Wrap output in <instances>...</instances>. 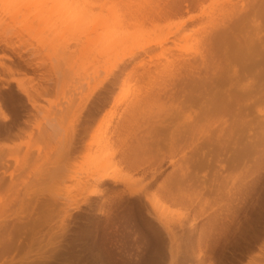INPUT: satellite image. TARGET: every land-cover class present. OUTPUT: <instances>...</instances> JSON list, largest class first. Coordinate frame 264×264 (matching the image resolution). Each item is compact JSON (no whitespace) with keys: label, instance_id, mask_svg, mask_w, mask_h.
Returning <instances> with one entry per match:
<instances>
[{"label":"rangeland","instance_id":"obj_1","mask_svg":"<svg viewBox=\"0 0 264 264\" xmlns=\"http://www.w3.org/2000/svg\"><path fill=\"white\" fill-rule=\"evenodd\" d=\"M225 1L231 4L233 0H204L193 12L178 16L172 12L163 17L162 13L180 0H0V107L9 119L0 120V264H169L171 244L154 218L153 202L173 223V233L181 244L176 264H200L195 258L198 236L214 215L221 213L220 219L226 216L225 208L232 201L225 194L237 200L236 215L225 235L212 248L204 249L201 264H264V258H258L264 246V52L258 57H243L236 65V75L231 70L223 73L220 68L230 98L211 114L203 115L193 106L182 109L174 118L175 103L183 96L172 87L163 88L182 74L184 59L205 51L204 40L211 33L205 21L208 11L211 14ZM234 1L241 5L245 0ZM86 11L91 17L88 23L107 24L105 34L113 39L123 35V47L168 36L170 39L145 52L133 50L134 56L111 71L88 100L90 90L105 77L108 66H102L105 58L96 60L99 50L94 51L97 54L91 50L92 46L100 48L96 45L104 31H97L102 35L98 34L101 38L97 35L96 41L97 32L90 29L85 37L81 31L78 18ZM189 15L197 17L186 24ZM108 30L117 33L111 35ZM247 34L251 39L258 35L264 46V12L250 20ZM15 79H21L35 97L37 111L16 90ZM96 103L100 112L89 122L86 115ZM101 103L103 108L98 105ZM136 103L142 108L152 105L150 109L141 108V114L135 111L138 116L133 112L135 117L130 115V120L126 115V127L121 128L126 108ZM172 125L187 132L181 144H173L166 137L168 131L164 129ZM120 128L122 131L117 132ZM152 136L160 144L158 152L151 151L148 158L149 153L142 150ZM135 141L138 145L143 141V149H138L144 157H137ZM74 146L78 151L69 153ZM131 148L138 154L134 156ZM200 152L211 161L208 168L196 171L199 184L205 174L202 184H206H201L205 188L200 190L202 186L198 187L196 181L197 185L185 183L195 188L184 184L181 189L174 188L183 163L188 158L192 162ZM239 153L243 156L236 159ZM103 154L110 158L106 171L111 179L98 188V196L90 197L63 219L93 189V184L89 187L93 182L85 181L95 162L100 157L105 159ZM161 154L165 163L151 180L149 168ZM122 155L136 160L134 164L140 170L131 165L133 161L125 163ZM170 158L173 165L168 164ZM83 183L89 190L83 189ZM171 185L176 192L180 190L172 191ZM170 189L172 192L165 195ZM169 194L177 200H168ZM191 223L194 232L189 228ZM201 247L204 251L203 244ZM237 254L241 263H233Z\"/></svg>","mask_w":264,"mask_h":264},{"label":"bare ground","instance_id":"obj_2","mask_svg":"<svg viewBox=\"0 0 264 264\" xmlns=\"http://www.w3.org/2000/svg\"><path fill=\"white\" fill-rule=\"evenodd\" d=\"M40 1V0H39ZM202 1H204V0H180V3H172L171 4V7L169 6L163 13H162V16L163 17H168V16H171V13L173 12L174 13V15L176 16H178V15H180V14H187V13H190V12H193V11H195V9L197 8H201V6H202ZM221 1V0H220ZM223 1V0H222ZM234 1V0H233ZM233 1H232V3L231 4H227V1H225L224 3H221L222 5L224 4V6L226 5V6H228V7H224V6H222V7H220L219 5H217L218 7H219V9H218V7L217 8H214V7H212L211 6V8H214V9H218L217 11L216 10H214V9H212L213 11H215V12H213L212 11V13L210 14V11H208V14H210V15H208L207 14V19L205 20V21H208V23H206V24H208V26L209 27H211V33H209V35L207 36V39L206 40H204L205 41V51L201 54V53H195V52H192L193 54H194V56H192L191 57V59H184V61L182 62V72H180V73H182L180 76H178L179 78H175L174 80H171V81H169V82H166L167 84H165V85H163V88H165L164 86H166V87H172L171 88V90H177V91H181L180 92V94H181V96H183L182 98H183V100L182 101H180V99H178L179 101H178V103L180 102V104H178L176 101H174V102H176L175 103V105L177 106L176 107V109H173V110H175V112L176 113H174L176 116H173L174 118L175 117H177L178 115H180L182 112L181 111H183L182 109H184V108H191V107H197L199 110H200V112L201 113H203V115H208V114H211V113H213V111H214V109H217L219 106H221L222 105V103H223V105H225V103L227 104L228 102H229V98H230V96L228 95V92H229V89H228V86L226 85L227 84V82H226V80L225 79H223L224 77L223 76H221V72H223V71H220V68H222L221 70H225L223 73H226V74H228L229 73V71L228 70H231L232 71V74H237L238 73V70H237V66L236 65H238L242 60H243V57H245V56H248V55H250V54H258V55H256V57H258V56H260L263 52H264V46H263V42L261 41V39H260V37H258V35H256V36H254V38L255 39H251L249 36H248V34H247V29H248V26H249V22H250V20H252V19H254V18H257V17H259L263 12H264V0H245L243 3L241 2L242 0H240V2L242 3H239V4H241V5H237V2L236 1H234V3H233ZM237 1H239V0H237ZM216 2V1H215ZM218 3V2H217ZM216 4V3H215ZM214 4V5H215ZM218 4H220V2L218 3ZM15 5V4H14ZM224 7V8H223ZM196 9V10H197ZM205 9H207V8H205ZM204 12H205V10H204ZM203 12V13H204ZM206 12H207V10H206ZM84 15H86V16H84ZM90 15L88 14V12L86 11V12H83L82 13V15H81V17H79L78 18V23H79V25H80V27L83 29V30H81L82 32H83V34L85 35V37H87V36H89L90 34H89V30L91 29V31H92V33H94V34H96V32L98 31V30H102V32H103V35L105 34V32L107 31V29H109L108 28V26H107V24L105 25V23H100V24H90V23H88V21H87V19H89V20H91V17H89ZM205 16V15H204ZM87 17V18H86ZM196 17L197 16H194V15H189V17H187V19L185 20V22L184 23H186V24H188V23H190V22H193L195 19H196ZM77 18V17H76ZM74 22H77L76 20L74 21ZM211 25V26H210ZM105 26L107 27L106 29H104L105 28ZM89 27V28H88ZM109 31V30H108ZM159 31V30H158ZM102 32H100V33H98L97 32V34H96V37H95V41H96V38H98L97 37V35L99 34H101L102 35ZM107 33H111L110 31L109 32H107ZM115 33H117V32H113V34H115ZM112 33H111V35H113ZM208 34V33H207ZM98 35V36H99ZM101 36L102 37V39L104 38V36ZM107 34H105V36H106ZM108 36H110V34H108L107 35V38L105 37L103 40L102 39H100L101 41L98 43V41L99 40H97V44H99V45H96V46H100V48L98 49L97 47L96 48H93V46H92V43H95V41L93 40V39H90L91 41H92V43H91V41L89 40V42L91 43V50L93 51V54H97V53H99L98 54V56H94L95 58H96V60H98L99 58H101V59H104L105 61H103V60H100V62L101 61H103V67L105 66V65H107L108 66V69H107V71L105 72L106 73V75H105V77H101L102 79H100V80H97L96 81V83L94 84V86H93V88L90 90V93H89V95L86 97L87 99H85V100H88L92 95H93V93L98 89V88H100V86H102L104 83H105V81H106V79H107V76H109L108 74H111V71H113V70H115L120 64H122V63H124L125 62V60L124 59H126V58H132L133 56H134V54H135V52L134 51H136V52H145L146 50H149L150 48H152V46H157V47H160V46H162V44H164V43H167L170 39L168 38V37H164V38H162V40H154V41H149V42H145V43H137V44H130L129 46L127 45V47L128 48H130V49H127V47L125 46V47H123V44H122V42H123V39H122V37L121 36H123V35H121V36H116V35H114V36H116L115 37V39H113V36H110V38L108 37ZM171 36H173L172 34H171ZM170 36V37H171ZM112 38V39H111ZM88 39V38H87ZM109 39V40H108ZM94 41V42H93ZM96 44V43H95ZM133 48H131V47ZM134 46V47H133ZM99 50V51H97V50ZM127 49V51H125ZM134 50V51H133ZM92 51H90V52H92ZM97 51V53H95V52ZM138 52V53H139ZM193 54H191V55H193ZM204 54H205V56H206V58L207 59H205V56H204ZM191 55H189V56H191ZM94 58V59H95ZM93 59V60H94ZM182 59V60H183ZM123 60H124V62H123ZM178 60V59H177ZM181 60V61H182ZM95 61V60H94ZM95 62H98V63H96V64H99V61H95ZM179 63H181V62H178V66H179ZM260 63H261V60H260ZM243 64V63H242ZM106 66V67H107ZM243 66H246V65H243ZM201 67V68H200ZM178 69V68H177ZM218 69H219V71H218ZM202 70H203V72H202ZM228 73H227V72ZM217 72H219V73H217ZM179 73V72H178ZM205 74V76L203 75V74ZM212 73V74H211ZM218 78H220V79H218ZM12 82L16 85V90L26 99V102H27V104L34 110H36L37 111V105H36V101H35V97L32 95V94H30V92L27 90V88L24 86L25 84H23L22 83V81H21V79L20 80H12ZM25 83V82H24ZM229 83V82H228ZM113 84V83H112ZM111 84V85H112ZM169 85V86H168ZM162 86V85H161ZM112 90V89H111ZM177 91H175V92H177ZM108 92V91H107ZM183 93H184V95H183ZM178 94H179V92H178ZM104 95V94H103ZM36 96V95H35ZM37 97H38V95H37ZM36 97V98H37ZM104 98V97H103ZM181 98V97H180ZM181 98V99H182ZM92 100V99H91ZM108 100V99H107ZM106 100V101H107ZM102 101V100H101ZM103 102V101H102ZM104 102H105V100H104ZM159 102V101H158ZM95 103V102H94ZM113 103H115V102H113ZM153 103H155L154 101H153ZM157 103V102H156ZM155 103V104H156ZM90 104H91V102H90ZM151 105H152V103H150ZM150 104H148V106L150 105ZM162 104V103H161ZM178 104V105H177ZM94 105V104H93ZM92 105V108L89 110V112H88V114L86 115V119L87 120H89V122H92V121H94L95 119H96V116H97V114H99V113H97L98 111H99V107L97 106V103H96V105H94L93 106ZM100 107H101V105H102V103L101 104H98ZM139 105V106H138ZM154 105V104H153ZM157 105V104H156ZM155 105V106H156ZM158 105H160V104H158ZM167 105H168V103H167ZM172 105V104H171ZM174 105V104H173ZM103 107H104V105H102ZM148 106H144L143 108H142V106L139 104V103H136L135 105H132L131 104V107L129 108V107H127L126 108V111L127 112H125V113H127V114H125V116L127 115V116H130L131 114H134L135 113V111H136V113H138V112H140L139 110H141V108L142 109H144V108H147ZM103 107H101V108H103ZM152 107V106H151ZM161 107V106H160ZM153 108V107H152ZM159 108V107H158ZM173 108H175V107H173ZM129 109H131L132 110V113H131V111L129 110ZM148 109H150V106H149V108ZM155 109V108H154ZM166 109H168L167 108V106H166ZM146 111H147V109H145ZM169 110V109H168ZM87 111H88V109H87ZM87 111H86V113H87ZM128 111H129V113L130 114H128ZM142 111V110H141ZM160 111V110H159ZM170 111V110H169ZM100 112V111H99ZM134 112V113H133ZM154 112V111H153ZM152 112V113H153ZM5 112H3V110L1 109V107H0V120L1 121H7V120H9L8 119V117H7V115H5L4 114ZM135 113V115H137ZM140 114H141V112H140ZM151 114V113H150ZM155 114H156V112H155ZM155 114H154V116H155ZM135 115H133L134 117H135ZM123 117V119L125 120V123L123 122H120V124H122L120 127L121 128H125V127H123L125 124H126V121L129 119L130 120V118H131V116L126 120V118H127V116L126 117ZM132 116V117H133ZM138 116V115H137ZM150 116V115H149ZM139 117H140V115H139ZM138 118V117H137ZM148 118V117H147ZM122 119V120H123ZM85 120V119H84ZM121 120V121H122ZM123 120V121H124ZM83 122H85V121H83ZM87 122L88 121H86V124H87ZM88 122V123H89ZM9 123V122H8ZM37 123V122H36ZM128 124V123H127ZM30 126H33L32 124H29ZM80 125V124H79ZM5 126V125H4ZM81 126H82V124H81ZM80 126V127H81ZM84 126H85V124H84ZM173 126V125H172ZM168 127V126H166L165 128L166 129H164V131H168V135L166 136L167 137V139L169 138V141L171 142L172 141V143L174 144V143H176V144H181L180 142L182 141V140H184V139H186V134H187V132H186V130L185 129H182V128H180L179 126V128H175V126H173V127ZM7 127H8V125H7ZM35 127V126H34ZM87 127V126H86ZM5 128V127H4ZM121 128L120 129H117L118 131L117 132H119V130H121ZM8 129H10V128H8ZM8 129H7V131H8ZM87 129V128H86ZM161 129V128H160ZM80 130V129H79ZM81 130H83V128L81 129ZM137 130V129H136ZM122 131V130H121ZM160 131V130H159ZM170 131V132H169ZM22 132H24V131H22ZM75 132V131H74ZM83 132V131H82ZM25 133V132H24ZM154 134L156 133L157 134V132L156 131H154L153 132ZM22 134V133H21ZM72 134V133H71ZM80 134H81V131H80ZM79 134V135H80ZM28 135V134H27ZM77 135V134H76ZM74 136H75V134H74ZM29 137V136H28ZM78 137V136H77ZM72 138H75V137H73V135H72ZM155 138V139H154ZM77 139V138H76ZM141 139H143V138H141ZM75 140V139H74ZM145 140V139H144ZM143 140V141H144ZM70 141H72V140H70ZM138 141V140H137ZM137 141H135L136 142V144H134V145H136V148H137V150H138V152L140 151L139 149H141L142 148V146H143V141H139V145H138V142ZM149 141V142H148ZM148 141H146V143H144V150H142L143 152L146 150V152H148L149 153V155H148V158H149V156H150V154H151V151H152V154H154V152H153V150L154 151H157L158 150V148H159V140H158V138L157 137H150L149 138V140ZM156 141H158V142H156ZM168 141V140H167ZM74 142V141H73ZM149 144H148V143ZM162 142V141H161ZM170 142H168V144L170 143ZM140 143H142V146L140 145ZM163 143V142H162ZM161 143V144H162ZM167 143V142H166ZM1 146H0V151L2 152V146H3V144H0ZM81 145V144H80ZM133 145V146H134ZM137 145H138V147H137ZM155 146V147H157V148H155V147H153L152 148V146ZM164 145H165V143H164ZM71 146H73V145H71ZM141 146V147H140ZM174 146V145H173ZM69 147V146H68ZM200 146H198V148H199ZM73 148V149H72ZM78 146L76 147V146H74V147H70L69 148V153H76V151H78ZM133 148H135V146L133 147ZM133 148H131V150H132V152H133ZM135 148V149H136ZM139 148V149H138ZM175 148V147H174ZM197 148V149H198ZM83 149V148H82ZM135 149H134V151H135ZM143 149V148H142ZM149 149V150H148ZM170 149V148H169ZM177 149V148H176ZM128 150V149H127ZM131 150H130V152H131ZM137 150H136V152L135 153H137ZM171 150V149H170ZM172 150H173V148H172ZM129 151V150H128ZM150 151V152H149ZM168 151V150H167ZM174 151H176V150H174ZM129 152V153H130ZM146 152L144 153V154H146ZM158 152V151H157ZM177 152V151H176ZM181 152V151H180ZM125 153H127L126 151H125ZM134 152H133V155L135 154ZM141 152H139V155L137 156V157H139L140 155L142 156L143 155V153L142 154H140ZM169 153V152H168ZM171 153V152H170ZM173 153V152H172ZM124 154V153H123ZM128 154V153H127ZM138 154V153H137ZM160 154V153H159ZM163 154V153H162ZM161 154V156H159V160L158 161H154V165H152V167L153 166H155L154 168H149V171H147V172H149L148 174H150L151 173V180H154V178L156 177L155 175H156V173L157 174H159L160 173V171H157L156 169H159V170H161L163 167V163H165L164 161H165V157H162L163 155ZM100 155V154H99ZM121 155V154H120ZM124 155H126V154H124ZM129 155H131V156H133L132 154H129ZM129 155H127V158H126V156L125 157H123V155H122V157H121V159H123L124 158V160H125V163H126V161L128 162V160L129 161H131L130 159H128L129 157ZM165 155V154H164ZM175 155V154H174ZM173 155V156H174ZM101 156V155H100ZM102 156H104V154L102 155ZM130 156V157H131ZM135 156V155H134ZM133 156V157H134ZM152 156H154V155H152ZM194 156V155H193ZM193 156H190V157H193ZM199 156V157H198ZM198 156L197 157H195L194 156V158L195 159H193V160H195V163H194V161L192 160V162H191V160L190 159H192V158H188V160L186 159V161H187V163L185 162V163H183V168L180 170L179 169V171H180V173H179V176H178V178H177V180H176V182H175V180L173 181V182H175V184H173V182L171 181V183L173 184V186H175L174 188H183V187H180V186H184L185 185V183H190V182H195L196 181V183L197 184H199L198 182H199V175L196 173V171H198L199 169L200 170H203V168H206V166H207V168L210 166L209 164H210V162H209V160H210V157H209V159H208V157L207 156H205L204 154H203V152H200L199 154H198ZM243 155H241V153H239V155H238V157H236V159H241V157H242ZM97 157V155L95 156V158ZM99 157V156H98ZM98 157H97V159H98ZM105 157V156H104ZM137 157L135 158V159H137ZM143 157H144V155H143ZM156 157H157V154H156ZM184 157V156H183ZM132 158V157H131ZM139 158H141V157H139ZM138 158V159H139ZM198 158V159H197ZM0 159H1V153H0ZM97 159H94V162L97 160ZM101 159V160H100ZM100 159H98L99 161H96L95 162V164L92 166L91 164V166H92V170H93V172L92 173H96V174H92V173H89L88 174V179H87V181H85V183L87 182H89V181H91V182H93V183H91V185L89 186V187H91V186H93V189H88L87 187H88V185L87 184H84L82 187H83V189H84V187H86V185H87V187H86V189L87 190H89L88 191V193H87V191H86V193H87V195L85 196V197H83V200H81V203L80 204H78V205H75V207H73V208H71L70 209V212H67L68 214L66 215V212H65V215L66 216H63V217H65V218H63V219H67L69 216H70V214L71 213H73V212H75L76 210H77V208L80 206V205H82V204H84L90 197H95V196H98L99 195V190H98V188H101L102 189V187L105 185V183H106V181H108V180H110L111 178L109 177V173H107V171H106V168L107 167H109L108 165H110V158H107V157H105V159H102L101 157H100ZM124 160H123V162H124ZM134 159H132V161H133ZM147 160V159H146ZM154 160H156V158L154 159ZM197 160V161H196ZM131 161V162H132ZM135 161V163H136V160H134ZM134 161L132 162V164H131V162H128V164H131L132 166H133V164H134ZM148 161H150V159L148 160ZM153 161V160H152ZM93 162V161H92ZM93 162V163H94ZM173 160H171V158L168 160V164L169 165H173ZM190 162V164H188ZM145 163H146V161H145ZM139 164H140V162H139ZM184 164H185V167H184ZM135 165V167L137 166L138 167V165H136V164H134ZM144 165V164H143ZM211 165H212V163H211ZM90 166V167H91ZM90 167H89V169H90ZM140 167V166H139ZM139 167H138V169H139ZM148 167V166H147ZM218 167H220L221 169H219V170H222L223 169V167L222 166H220V165H218ZM88 169V170H89ZM105 169V170H104ZM134 169V168H133ZM198 169V170H197ZM140 170V169H139ZM141 170H142V168H141ZM147 170V169H146ZM219 170H216L217 171V173H216V171H215V175H217L218 174V171ZM145 171V170H144ZM2 172V171H1ZM89 172H90V170H89ZM100 172V173H99ZM140 172V171H139ZM47 175H48V173H49V171L48 172H45ZM44 173V174H45ZM144 173V172H143ZM142 173V174H143ZM2 174H4V171H3V173ZM43 174V175H44ZM145 175H147V174H145ZM144 175V176H145ZM198 175V176H197ZM215 175H214V177H215ZM4 176V175H3ZM142 176V175H141ZM143 176V177H144ZM205 176V174H203V176H201V180H202V182H205V181H203V180H205L204 177ZM5 177V176H4ZM195 179V180H194ZM197 179H198V182H197ZM194 182L192 183V184H194ZM202 182H200L201 184H202ZM206 182H207V180H206ZM1 183V182H0ZM194 184V185H197V184ZM93 184V185H92ZM182 184H184V185H182ZM191 184V185H192ZM201 184H199L198 185V187H200V185ZM204 184H206V183H203L202 185H204ZM187 185L189 186L188 188H190V184H186L185 186H186V188H187ZM194 185H192V187L194 186ZM201 185V186H202ZM172 186V185H171ZM173 186L172 187H170V188H172V189H174L173 188ZM197 187V188H198ZM204 186H202V188H200V190H203L204 188H203ZM92 188V187H91ZM185 188V187H184ZM194 188H195V186H194ZM196 188V189H197ZM207 189L209 188V187H206ZM83 189H81V191H83ZM169 189V188H168ZM172 189H170V190H167L166 191V193H165V195L166 194H168L167 192L169 191H171ZM179 189V190H180ZM210 189V188H209ZM176 189H174V190H172V191H175ZM179 190H177V192L179 191ZM184 190V189H183ZM186 190V189H185ZM192 190V189H191ZM195 190V189H194ZM211 190V189H210ZM102 191V190H101ZM135 191V190H134ZM139 192V190H136L135 191V193L136 192ZM171 191V192H172ZM187 191V190H186ZM188 191H189V189H188ZM214 191V190H213ZM176 192V191H175ZM175 192H173L174 193V197H175V195H176V193ZM85 193V194H86ZM180 193H181V191H180ZM185 193V192H184ZM183 193V194H184ZM83 194V193H82ZM200 194V193H199ZM173 195V194H172ZM172 195L170 196V194H169V196L168 197H166L168 200H174L175 201V199L177 198H180V197H177L178 196V194L176 195V198L175 199H173L174 197H172ZM228 195V194H227ZM226 194H225V196H226V198H227V200H228V198L232 201V205H227V208H225V212H226V214L224 213V215H226V216H223V219H220L221 218V215H219V214H221V213H217L216 215H214L213 216V218H211L210 220V222L207 224V226L205 227V228H203V229H201V231H200V235L198 236V239H197V246H196V248H197V253H195L196 255H195V258L197 259V262H200V264H201V262L204 260V255H206V253H205V250L206 249H208L209 247H211L212 248V246H214L216 243H217V240L219 239V237H221V236H223V235H225V230L227 229V225H228V223H230L231 222V220L233 219V217L236 215L235 213V208H237L236 206H235V203L234 202H237V200H233V198H231V196L230 195H228L227 196ZM180 196V195H179ZM181 197H182V195H181ZM69 199V198H68ZM82 199V198H81ZM176 199V200H177ZM187 200V199H186ZM226 200V201H227ZM74 201V200H73ZM148 201V200H147ZM174 201H172V202H174ZM77 202V201H76ZM151 202V201H150ZM182 202V201H181ZM152 203V202H151ZM154 203V202H153ZM150 204L151 205V210H152V212L154 213V218H155V220L156 221H158V222H160V224H161V227H162V229H163V231H164V233L167 235V237H168V239H169V241H170V244H171V246H170V249H169V253H170V262H169V264H176L177 263V260H176V258H177V256H178V251L180 250L179 249V245H181V244H179V241L177 240V237H176V234H174L173 233V223H170V221H168L167 220V218L165 217V216H163L164 215V213H163V211H160L161 209V207L159 208V207H157L156 206V204ZM149 205V206H150ZM235 206V207H234ZM68 207V206H67ZM160 209V210H159ZM205 211V210H204ZM237 211V210H236ZM217 212V211H216ZM219 212V211H218ZM222 212V211H221ZM70 213V214H69ZM205 214V212H203L202 211V214ZM223 213V212H222ZM218 217H220V218H218ZM225 217V218H224ZM62 219V220H63ZM226 220L227 221V224H223V222ZM223 221V222H222ZM226 221L224 222V223H226ZM172 222V221H171ZM177 224H178V227H180V228H183L182 227V224H180L179 222H177ZM229 226H230V224H229ZM228 226V227H229ZM189 228L191 229V231L192 232H194V226H193V224L191 223L190 225H189ZM227 231H228V229H227ZM224 233V234H223ZM223 234V235H222ZM179 239V238H178ZM246 240V239H245ZM192 241V240H191ZM202 244L204 245V247H203V250L204 251H202ZM188 245H189V243H188ZM191 245H192V243H191ZM214 248V247H213ZM201 249V250H200ZM248 251V250H247ZM261 252H262V254H260L259 256H258V258H264V246L261 248V250H260ZM202 252H203V254H202ZM180 253V252H179ZM193 253V252H192ZM193 253V254H194ZM245 253V252H244ZM254 253V252H253ZM192 254V255H193ZM253 256V255H252ZM253 258L255 259L256 258V256L255 257H252L251 258V260H253ZM204 262V261H203ZM252 262L253 261H251L250 262V264H252ZM180 264V263H179ZM199 264V263H198Z\"/></svg>","mask_w":264,"mask_h":264},{"label":"flooded vegetation","instance_id":"obj_3","mask_svg":"<svg viewBox=\"0 0 264 264\" xmlns=\"http://www.w3.org/2000/svg\"><path fill=\"white\" fill-rule=\"evenodd\" d=\"M237 256H238V257L233 258V260H234L233 263H241L240 260H239V258H240L241 256H240L239 254H237ZM227 263H229V261H227Z\"/></svg>","mask_w":264,"mask_h":264}]
</instances>
